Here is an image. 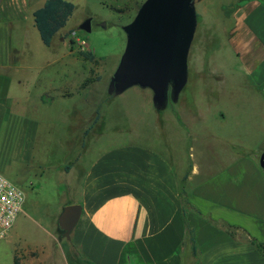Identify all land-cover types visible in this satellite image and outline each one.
Returning <instances> with one entry per match:
<instances>
[{"label": "crops", "instance_id": "obj_1", "mask_svg": "<svg viewBox=\"0 0 264 264\" xmlns=\"http://www.w3.org/2000/svg\"><path fill=\"white\" fill-rule=\"evenodd\" d=\"M29 10L33 17L37 9ZM213 15L223 37L217 70L189 68L199 98L191 90L166 110L152 104L153 135L138 141L128 129L107 133L102 105L100 113L89 108L83 125L87 102L66 105L81 95L82 78L71 70L80 56L71 51L67 60L46 62L60 64L56 71L33 72L24 51L15 56L7 42L11 30L0 29L2 152L17 165L37 164L43 175L52 143L62 160L69 155L51 167L66 198L49 242L15 247V263L264 264L253 243L264 245V0H239ZM70 205L82 214L70 240L61 239L58 218ZM19 217L9 241L20 235Z\"/></svg>", "mask_w": 264, "mask_h": 264}, {"label": "rangeland", "instance_id": "obj_2", "mask_svg": "<svg viewBox=\"0 0 264 264\" xmlns=\"http://www.w3.org/2000/svg\"><path fill=\"white\" fill-rule=\"evenodd\" d=\"M27 1L0 0V29L4 27L8 31L11 30V34L6 39L15 56L23 50L24 59L27 60L26 65L32 67L33 72H54L60 64L49 66L46 62L56 61L57 58H63V56L67 60L71 58L69 57L71 51L78 56L81 52H93L99 61L97 66L83 61L81 57L80 62L71 63V70L79 73L75 81H80L82 78L83 85L88 78H92L94 82L85 88L81 85V95H76L74 103L65 101L66 105L75 104L83 108L87 102L84 110L82 109L80 112L82 125L89 108L92 111L95 106L97 113H100L102 105L106 114L107 133L113 136L116 132L120 133V130L128 129L130 141H138V137L141 136V138L152 137L153 124L158 119L156 113L150 109L154 104L153 93L150 89L133 86L117 97H111L107 94L109 80L119 64L127 43V36L123 28L134 20L146 0H67L75 5V11L65 30L61 31L55 38V47L62 44L58 52L52 47H46L37 29L31 25L33 17L29 15V7L34 10L38 9L46 0H29L30 6L27 5ZM238 2L239 0H200L196 3L198 28L188 60L191 71L194 69L204 72L217 70L216 60L219 56L222 57L221 51L218 52V47L221 50L223 37L221 32L211 26L215 17L213 14L217 7H232L234 3L237 4ZM28 15V22L23 21V18ZM87 21H90V32H84L80 29ZM17 27L21 28L23 33L18 29L16 30ZM69 32H76L80 40L87 42L88 47H78ZM44 65H47L46 68H43ZM84 74L86 78H83ZM200 87L199 81L196 84L189 81L184 88L185 90L181 92L182 95L180 94L181 98L185 92H191V90L199 98ZM177 102H173L170 98L166 109L174 107ZM8 105L10 106V104ZM22 113L24 111L16 112V114ZM58 128L57 121L54 129L57 131ZM94 130L98 131L99 128L95 127ZM50 146L52 158L47 162L46 175H43L38 173L39 166H36L35 163L32 167L31 165H17L5 152H2L4 143L0 139V171L3 168L5 172L2 173L11 182L23 189L26 196L23 208L25 212L21 213L19 217V223L22 226L20 235L9 241L8 232L4 239H0V264H16L15 247L24 250L34 244L49 242V232L54 228L60 204L66 198L63 183L58 181L56 171L52 170L54 168L51 167L62 163L64 165L69 161V155H65V159H61V149L57 143H52ZM25 171L28 173L27 183L21 178V174Z\"/></svg>", "mask_w": 264, "mask_h": 264}, {"label": "water", "instance_id": "obj_3", "mask_svg": "<svg viewBox=\"0 0 264 264\" xmlns=\"http://www.w3.org/2000/svg\"><path fill=\"white\" fill-rule=\"evenodd\" d=\"M200 0H146L123 28L127 43L109 80L107 94L117 97L133 86L150 89L153 102L165 110L177 102L188 83L190 50L198 28ZM80 29L90 32V21ZM260 165L264 168V154ZM82 214L80 205L66 206L58 218L60 238L70 240Z\"/></svg>", "mask_w": 264, "mask_h": 264}, {"label": "trees", "instance_id": "obj_4", "mask_svg": "<svg viewBox=\"0 0 264 264\" xmlns=\"http://www.w3.org/2000/svg\"><path fill=\"white\" fill-rule=\"evenodd\" d=\"M75 11V5L67 0H46L44 5L37 9L34 14L35 27L38 30L40 38L46 47H51L56 36L64 30L68 21L72 17ZM73 33V32H69ZM79 56L85 62H90L96 66L99 61L95 58L93 52L79 53ZM92 78H88L82 87L93 83ZM184 206L186 201H183ZM190 240L193 243L194 254L197 253V247L195 245V238L193 232L190 231ZM256 248L264 255V245L257 241H253ZM16 264L17 261H16Z\"/></svg>", "mask_w": 264, "mask_h": 264}, {"label": "built area", "instance_id": "obj_5", "mask_svg": "<svg viewBox=\"0 0 264 264\" xmlns=\"http://www.w3.org/2000/svg\"><path fill=\"white\" fill-rule=\"evenodd\" d=\"M74 42L80 48H87L85 40H80L76 32L72 33ZM26 196L23 189L11 182L0 171V239H4L14 227L18 217L23 212Z\"/></svg>", "mask_w": 264, "mask_h": 264}]
</instances>
